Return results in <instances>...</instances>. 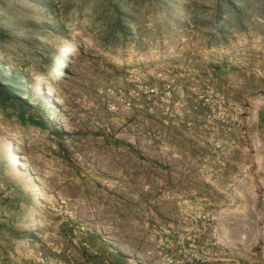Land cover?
Segmentation results:
<instances>
[{"label": "rangeland", "instance_id": "1", "mask_svg": "<svg viewBox=\"0 0 264 264\" xmlns=\"http://www.w3.org/2000/svg\"><path fill=\"white\" fill-rule=\"evenodd\" d=\"M0 264H264V0H0Z\"/></svg>", "mask_w": 264, "mask_h": 264}, {"label": "bare ground", "instance_id": "2", "mask_svg": "<svg viewBox=\"0 0 264 264\" xmlns=\"http://www.w3.org/2000/svg\"><path fill=\"white\" fill-rule=\"evenodd\" d=\"M7 150L11 156L12 162L19 164L20 163V154L17 149V143L14 140L10 141V144L7 146Z\"/></svg>", "mask_w": 264, "mask_h": 264}, {"label": "built area", "instance_id": "3", "mask_svg": "<svg viewBox=\"0 0 264 264\" xmlns=\"http://www.w3.org/2000/svg\"><path fill=\"white\" fill-rule=\"evenodd\" d=\"M151 91H154V89H151Z\"/></svg>", "mask_w": 264, "mask_h": 264}]
</instances>
